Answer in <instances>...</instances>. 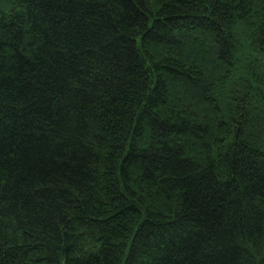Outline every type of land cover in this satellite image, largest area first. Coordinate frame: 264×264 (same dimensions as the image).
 Masks as SVG:
<instances>
[{
  "label": "trees",
  "instance_id": "trees-1",
  "mask_svg": "<svg viewBox=\"0 0 264 264\" xmlns=\"http://www.w3.org/2000/svg\"><path fill=\"white\" fill-rule=\"evenodd\" d=\"M0 264H264V0H0Z\"/></svg>",
  "mask_w": 264,
  "mask_h": 264
}]
</instances>
